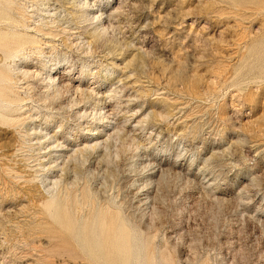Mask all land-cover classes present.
Here are the masks:
<instances>
[{
    "label": "rangeland",
    "instance_id": "obj_1",
    "mask_svg": "<svg viewBox=\"0 0 264 264\" xmlns=\"http://www.w3.org/2000/svg\"><path fill=\"white\" fill-rule=\"evenodd\" d=\"M80 1L0 0V264H264V0Z\"/></svg>",
    "mask_w": 264,
    "mask_h": 264
},
{
    "label": "bare ground",
    "instance_id": "obj_2",
    "mask_svg": "<svg viewBox=\"0 0 264 264\" xmlns=\"http://www.w3.org/2000/svg\"><path fill=\"white\" fill-rule=\"evenodd\" d=\"M88 1V0H87ZM68 2H70V4H71V6H72V11H73V0H68ZM76 2H78V0H74V3H76ZM82 4H81V6H82V8H83V10H84V13L87 15V17H89L90 16V11H89V9H90V7H88V5H87V2L86 1H80ZM116 8V7H115ZM119 9V8H118ZM92 12V11H91ZM86 17V16H85ZM107 23V22H106ZM100 26H103L102 25V23H100ZM105 28V27H104ZM19 47V46H18ZM33 72V70L32 71H30L28 68H25L24 70H23V73L26 75V74H29V73H32ZM35 73V72H34ZM36 74V73H35ZM67 74V73H66ZM64 72L62 73V75H61V77H59V79L57 78V75L55 76V74H49L48 75V82H47V85H48V87H49V90L50 89H53V93H57V92H59L60 90H61V88H63L62 87V85H64V84H68V86H70L72 89H73V87L75 88H81L80 86H81V82H77V79H76V77H74L73 75H66ZM79 80V79H78ZM67 85H65L64 86V88L66 87ZM68 88V87H67ZM71 88H70V90H71ZM91 88V87H90ZM89 88V89H90ZM66 89V88H65ZM69 89V88H68ZM82 90V89H81ZM77 90H75V92H76ZM86 91V90H85ZM82 92V91H81ZM80 92V93H81ZM91 92V91H90ZM89 92V93H90ZM53 93H51L52 95H53ZM84 93V92H83ZM79 96V95H78ZM100 98V97H99ZM98 98V99H99ZM71 99V98H70ZM100 100V99H99ZM73 101V98H72V100H71V102ZM83 104V103H82ZM102 108V107H101ZM113 108V107H112ZM112 108H111V110H112ZM110 110V109H109ZM105 113V112H104ZM109 114V113H108ZM105 116H107V115H105ZM103 129V128H102ZM92 134H94L93 132H92ZM91 141V140H90ZM106 141V140H105ZM95 145H98V142H96L95 143ZM89 144H86L85 145V149L86 148H89ZM71 149V148H70ZM64 150V149H63ZM79 150V149H78ZM78 150H74V153L75 152H78ZM102 151V150H101ZM71 152V151H70ZM157 181V180H156ZM137 195V194H136ZM149 201V200H148ZM143 203V202H142ZM141 203V204H142ZM139 205V204H138ZM142 206V205H141Z\"/></svg>",
    "mask_w": 264,
    "mask_h": 264
}]
</instances>
